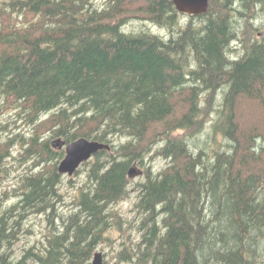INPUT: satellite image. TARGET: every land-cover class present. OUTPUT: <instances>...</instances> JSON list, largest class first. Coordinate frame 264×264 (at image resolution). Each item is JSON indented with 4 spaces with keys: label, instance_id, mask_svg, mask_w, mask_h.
Returning a JSON list of instances; mask_svg holds the SVG:
<instances>
[{
    "label": "trees",
    "instance_id": "1",
    "mask_svg": "<svg viewBox=\"0 0 264 264\" xmlns=\"http://www.w3.org/2000/svg\"><path fill=\"white\" fill-rule=\"evenodd\" d=\"M262 12L264 0H209L199 15L173 0L0 1V177L17 144L25 165L0 197V264H91L115 225L116 264H264ZM137 20L146 28L126 29ZM16 117L29 136L11 128ZM201 133L222 139L211 153ZM80 137L112 149L83 164L88 181L67 212L65 148L51 142ZM138 166L127 225L113 206ZM33 215L48 232L17 254Z\"/></svg>",
    "mask_w": 264,
    "mask_h": 264
},
{
    "label": "rangeland",
    "instance_id": "2",
    "mask_svg": "<svg viewBox=\"0 0 264 264\" xmlns=\"http://www.w3.org/2000/svg\"><path fill=\"white\" fill-rule=\"evenodd\" d=\"M2 1V0H0ZM257 15V14H256ZM143 21L137 20L132 21L128 24L127 30H138L142 28H146L144 24L140 23ZM254 24L258 31L256 32L257 36H264V12L262 14H258L257 17L253 20ZM132 23V24H131ZM142 27V28H141ZM148 27L158 33L166 34L164 30L159 29L158 27L148 24ZM245 38V37H244ZM243 38V39H244ZM256 106L253 104L246 105L243 110H245V113L250 115V119L255 120L256 118L255 113L258 114V112L255 110V113L253 112V109ZM244 113V114H245ZM216 117V113L212 115V118ZM10 119V118H9ZM19 117H16L14 120L17 121L16 123L14 120L11 123V128L15 129V132L22 133L25 136H29L31 134L29 126H25L23 121L18 120ZM7 120V119H6ZM212 120H209L206 124L207 131L210 132V127L212 126ZM16 125H18V128H16ZM184 131H178L176 134H183ZM201 141H200V148H204L207 152L211 153L212 150L216 147V145L221 142V138L218 137L216 140L214 139V136H209V134L201 133ZM57 141H63L61 138L52 139V145H56ZM22 150V146L20 144H17L13 149V156L8 158L7 165H8V172L11 175V177H0V197L5 198L4 193H13V187L11 186L12 183L15 181L14 176L18 173L23 171L25 168V165H20L19 161V152ZM92 160V159H91ZM89 162V161H88ZM166 164V160L164 158L158 157L153 162V168L158 171L162 169ZM88 167H85L84 165L81 166L79 172H76L73 176L64 175V184H63V192L65 195V205L62 206V210L70 212L73 208V196L76 193V190H78L80 187L85 185V183L88 181ZM140 168L139 170L142 171L141 175L135 176L134 178H131V191L128 197H126L124 200L118 202L113 206V209L115 212L121 215L123 219V223L126 224L128 221V224H131V222L134 221L137 213H136V207L135 202L137 198V191H136V185L138 182L143 181L145 179L144 176V167L138 166ZM19 174V173H18ZM71 178V179H70ZM15 197L13 195H10V198L7 199V205L13 203ZM28 228L31 230L30 232H26L23 235H21V238L19 239V243L15 245V253L17 254L22 253V249L25 247H29L30 245L36 244L38 241L42 240L44 238V235L48 232V227L50 226L49 223H47L44 216L40 215H33L30 220L27 223ZM125 228V226H124ZM130 231L134 235L136 232L135 227L131 226ZM128 232V231H127ZM113 238H115L113 241H108L107 243H101L97 246L96 251H101L104 254V260L107 261V264H116L115 259V247H117L118 244H120L122 238V232L119 231V225H115V229H112V232L109 233ZM132 235V236H133ZM94 252V253H95ZM92 262V261H91Z\"/></svg>",
    "mask_w": 264,
    "mask_h": 264
},
{
    "label": "water",
    "instance_id": "3",
    "mask_svg": "<svg viewBox=\"0 0 264 264\" xmlns=\"http://www.w3.org/2000/svg\"><path fill=\"white\" fill-rule=\"evenodd\" d=\"M177 10L183 14L199 15L208 10L209 0H173ZM60 148H65V156L58 164V172L61 175L73 176L78 169L86 162L90 161L98 152L111 150V144L98 140L80 137L68 144L59 141ZM142 171L137 167H132L129 175L131 178L141 175ZM91 264H105L104 254L96 251Z\"/></svg>",
    "mask_w": 264,
    "mask_h": 264
}]
</instances>
